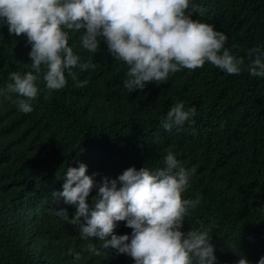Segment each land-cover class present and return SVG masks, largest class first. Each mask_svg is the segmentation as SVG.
Returning a JSON list of instances; mask_svg holds the SVG:
<instances>
[{
	"label": "trees",
	"instance_id": "1",
	"mask_svg": "<svg viewBox=\"0 0 264 264\" xmlns=\"http://www.w3.org/2000/svg\"><path fill=\"white\" fill-rule=\"evenodd\" d=\"M191 3L192 18L225 33V47L245 60L240 75L206 62L129 92L123 86L128 67L112 58L106 43L92 53L82 46V32H70L79 63L95 64L72 69L87 81L84 87L67 77L66 86L45 100L42 68L31 113L18 110L16 101L24 97L0 95V264H135L95 238L82 239L78 224L54 214L66 208L72 219L75 206L57 204L52 193L62 191L67 168L81 162L88 175L98 174L93 178L99 184L129 167L163 168L169 149L180 166L193 171L182 197H201L185 216L183 231L210 229L217 264H236L241 256L258 264L264 257V77L247 71L249 50L264 51V0ZM30 50L23 35H10L0 24V90L12 83L13 71L36 74ZM179 102L195 107L196 115L167 131L162 117ZM96 192L88 197L90 206ZM131 231L125 222L115 230ZM89 244L101 254L88 251Z\"/></svg>",
	"mask_w": 264,
	"mask_h": 264
},
{
	"label": "clouds",
	"instance_id": "2",
	"mask_svg": "<svg viewBox=\"0 0 264 264\" xmlns=\"http://www.w3.org/2000/svg\"><path fill=\"white\" fill-rule=\"evenodd\" d=\"M195 10L191 0H0V24L7 25L10 35L26 38L36 73L11 72L12 83L0 90V95L16 93L24 97L16 101L18 110L31 113L29 101L40 92L36 81L42 68L45 100L51 98L52 91L66 86L67 77L76 87H84L87 81H79L72 69H95V64L79 63V56L69 46L70 32H82V46L92 53L100 50L101 42L106 43L112 58L128 67L123 86L129 92L143 90L153 81L165 82L181 69L194 71L206 62L229 75H240L245 60L225 47V33L193 19ZM248 57L249 74L264 77V51L253 47ZM195 115V107L185 109L179 102L162 117V126L171 131ZM164 164L155 170L129 167L116 178L104 177L99 184L93 178L98 174L88 175L86 164L68 167L62 191H53L52 195L57 204L62 201L75 206L76 211L72 219L66 208L54 214L78 224L82 239L95 238L102 242L103 249L127 254L135 264H217L210 229L183 231L189 209L201 200L199 195L195 199L182 197L193 171L180 166L171 149ZM93 188L97 192L90 206L88 197ZM120 222L132 230L130 235L116 234ZM88 251L101 254L91 244ZM75 259H80L79 253ZM236 264L249 261L241 256ZM258 264H264V257Z\"/></svg>",
	"mask_w": 264,
	"mask_h": 264
}]
</instances>
